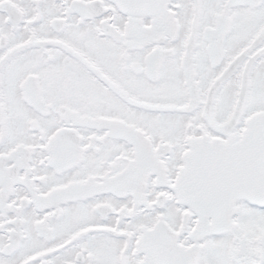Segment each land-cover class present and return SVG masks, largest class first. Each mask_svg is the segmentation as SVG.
<instances>
[{"label":"snow or ice","instance_id":"6c2138e0","mask_svg":"<svg viewBox=\"0 0 264 264\" xmlns=\"http://www.w3.org/2000/svg\"><path fill=\"white\" fill-rule=\"evenodd\" d=\"M0 264H264V0H0Z\"/></svg>","mask_w":264,"mask_h":264}]
</instances>
